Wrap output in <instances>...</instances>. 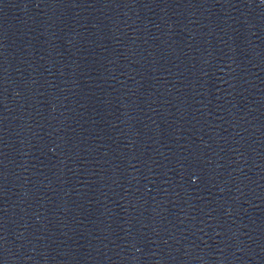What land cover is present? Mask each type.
I'll list each match as a JSON object with an SVG mask.
<instances>
[{
	"label": "water",
	"instance_id": "water-1",
	"mask_svg": "<svg viewBox=\"0 0 264 264\" xmlns=\"http://www.w3.org/2000/svg\"><path fill=\"white\" fill-rule=\"evenodd\" d=\"M0 264H264V0H0Z\"/></svg>",
	"mask_w": 264,
	"mask_h": 264
}]
</instances>
